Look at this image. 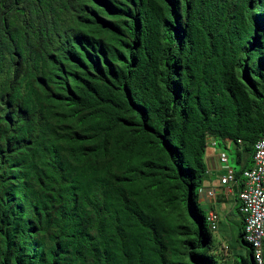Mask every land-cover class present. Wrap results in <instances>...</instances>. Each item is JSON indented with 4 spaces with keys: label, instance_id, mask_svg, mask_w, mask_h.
<instances>
[{
    "label": "trees",
    "instance_id": "obj_1",
    "mask_svg": "<svg viewBox=\"0 0 264 264\" xmlns=\"http://www.w3.org/2000/svg\"><path fill=\"white\" fill-rule=\"evenodd\" d=\"M263 135L264 0H0V264H218L208 142Z\"/></svg>",
    "mask_w": 264,
    "mask_h": 264
},
{
    "label": "crops",
    "instance_id": "obj_2",
    "mask_svg": "<svg viewBox=\"0 0 264 264\" xmlns=\"http://www.w3.org/2000/svg\"><path fill=\"white\" fill-rule=\"evenodd\" d=\"M226 148L230 147L232 143L230 140L223 141ZM215 145L210 141L212 147H217L219 141L215 140ZM222 150H217L206 153V166L207 174L203 183V188L207 190H214L216 192L215 197H209L206 194L200 197V204L205 207V211L215 210L220 215V224L218 234L220 236V247L217 248L215 244V254L218 264H254L252 255H248L247 249H250L246 245L240 246L238 243L239 235L242 232V224L244 217L241 212V202L239 199V187L238 185H226L223 186L221 179L227 173L228 165L221 163L220 155ZM253 156L245 158L242 161L243 168L250 167L252 164ZM230 167V166H229ZM247 169V168H246ZM233 170H235L233 168ZM235 172H239L235 170ZM230 247V253L226 252V248Z\"/></svg>",
    "mask_w": 264,
    "mask_h": 264
},
{
    "label": "built area",
    "instance_id": "obj_3",
    "mask_svg": "<svg viewBox=\"0 0 264 264\" xmlns=\"http://www.w3.org/2000/svg\"><path fill=\"white\" fill-rule=\"evenodd\" d=\"M215 145V141L211 140ZM220 161L228 165L226 153L220 155ZM223 186L239 185L235 171L228 166L227 173L221 179ZM201 193L205 192L200 190ZM209 197H215L213 190L206 191ZM241 211L245 217V240L254 249L255 264H264V135L255 143L253 164L243 172L242 187L239 189ZM220 217L217 212L207 214L209 227L216 231Z\"/></svg>",
    "mask_w": 264,
    "mask_h": 264
},
{
    "label": "rangeland",
    "instance_id": "obj_4",
    "mask_svg": "<svg viewBox=\"0 0 264 264\" xmlns=\"http://www.w3.org/2000/svg\"><path fill=\"white\" fill-rule=\"evenodd\" d=\"M218 141H219V144L216 148L212 147V145L208 144L207 150L209 152H213L214 149H215V151L222 150L229 157L230 165H228V166H230V168H234L237 171H241L243 164L238 162V154H239V152H242V149L239 148L238 146H236V144H234L233 142L230 144L229 148H226V146L222 140H218ZM252 164H253V160H252ZM201 208L203 210H206L203 204H202ZM206 213H208V212H206ZM214 238H215V244H216L217 248H219L220 247V236H219L218 232H214Z\"/></svg>",
    "mask_w": 264,
    "mask_h": 264
},
{
    "label": "clouds",
    "instance_id": "obj_5",
    "mask_svg": "<svg viewBox=\"0 0 264 264\" xmlns=\"http://www.w3.org/2000/svg\"><path fill=\"white\" fill-rule=\"evenodd\" d=\"M211 140H213V141H215L216 139H213V138H211L210 140H209V142H208V144L210 143V141ZM233 169V168H232ZM235 171V170H234ZM236 173V172H235ZM238 187H239V185H238ZM240 189V188H239ZM200 190H204L205 192H203V193H201L200 191V197L202 196V195H204V194H206L207 195V193H206V189L205 188H201ZM212 190V189H211ZM207 191H209V190H207ZM214 191V190H213ZM215 192V191H214ZM208 196V195H207ZM215 196H216V192H215ZM241 202V201H240ZM211 211H215V210H211ZM210 211H208V213H209ZM215 212H217V211H215ZM242 212V211H241ZM208 213H206V215L208 214ZM218 213V212H217ZM243 214V213H242ZM218 215H219V213H218ZM244 216V215H243ZM219 217H220V215H219ZM245 218V217H244ZM245 220V219H244ZM220 221L221 220H219V223H218V229L216 230V231H213L210 227V230L214 233V232H218V230H219V224H220ZM245 222V221H244ZM208 223V222H207ZM208 226H209V224H208ZM244 230H245V223H244ZM244 234H245V231H244Z\"/></svg>",
    "mask_w": 264,
    "mask_h": 264
}]
</instances>
